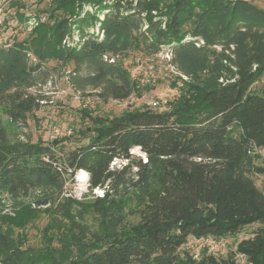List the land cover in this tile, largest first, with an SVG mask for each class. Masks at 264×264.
I'll use <instances>...</instances> for the list:
<instances>
[{
    "label": "trees",
    "instance_id": "1",
    "mask_svg": "<svg viewBox=\"0 0 264 264\" xmlns=\"http://www.w3.org/2000/svg\"><path fill=\"white\" fill-rule=\"evenodd\" d=\"M53 3V27L42 25L19 43L0 41V191L18 197L49 189L43 201L70 220L74 203L63 195L84 171L91 191L107 193L97 212L108 216L116 203L106 207L110 194L122 189L136 199L131 212L139 222L112 211L102 231L75 225L68 239L76 245L63 227L30 247L16 231L34 218L27 211L0 220V264H222L213 255L197 262L180 252L191 238L222 239L247 227L251 235L237 251L249 264H264V183L260 189L251 177L264 174L251 161L264 147V90H252L264 74V8L252 0ZM87 4L96 12L81 18L76 12ZM164 48L188 78L178 77L179 97L168 110L112 118L83 113L93 124L82 131L88 143L69 152L68 139L33 143L15 134L43 100L32 91L54 76L66 77L77 93L92 89L103 101L128 100L137 88L126 54ZM224 70L234 81L220 82ZM54 218L45 230L56 226Z\"/></svg>",
    "mask_w": 264,
    "mask_h": 264
},
{
    "label": "rangeland",
    "instance_id": "2",
    "mask_svg": "<svg viewBox=\"0 0 264 264\" xmlns=\"http://www.w3.org/2000/svg\"><path fill=\"white\" fill-rule=\"evenodd\" d=\"M53 1L0 0V41L8 44L19 43L26 40L35 29L42 25L53 27L55 22L53 23L50 18L58 17ZM252 1L264 8V0ZM95 12L96 9L87 4L79 8L76 14L83 18ZM100 18H104V14H101ZM165 50L153 55L141 51H131L126 54V65L136 82L137 95L124 101H103L92 89H88L85 93L74 92L68 86L66 77L54 76L43 87L32 91L41 95L43 100L37 101L34 113L29 116L26 122L27 126L16 128L15 134L20 140L25 139L33 143H52L68 139L65 152H69L88 143V139L82 135V131L88 127V132H91L93 124L88 117H84L83 113L91 118H112L120 117L126 112L149 109L155 111L168 110L169 107H173L175 100L179 97L178 87H175V85L181 84L178 77L185 80L188 78L177 71L171 62V55L167 53L168 50ZM217 51L221 53L222 50L219 47ZM222 63L224 69L229 66L226 60H223ZM48 65L49 67L55 66L56 63L51 62ZM233 71L236 69L233 68ZM232 76L233 73L224 70L220 82L234 81ZM141 79L147 81L145 85L140 84L139 80ZM252 90L257 93L264 90V74L252 86ZM77 95H80L83 102L76 98ZM155 102L161 103L160 106H155ZM170 104L172 106H169ZM55 128L59 129L60 134H54ZM134 153L136 157L143 156L145 158L139 150H134ZM258 156L252 155L251 161L255 167L262 168L264 167V158ZM251 177L256 185L262 189L264 174H251ZM88 178L81 179L78 173L75 181L66 186L63 198H70L74 203L73 216L70 220L57 213L54 216L52 203L43 201L45 194L50 192L49 189L32 190L27 196L18 197L9 194L7 191H0V220H12L16 219L19 214L27 211L33 212L34 218L20 228H16L17 232L19 231L25 236V243L30 247L42 246L44 233L49 236L58 235L63 232V230H59L63 227L69 230H64L67 236L65 239L73 235L72 232L76 234L75 225L78 224H82L89 232L90 230L102 231L108 225L112 211L122 212L129 223L136 224L139 222L136 212L134 210V213L131 212V209L137 207L136 199L133 195L126 194L122 189L120 192L110 194L111 199L107 201L106 207H110L111 200H114L116 208H111L108 216L97 212V209L103 205L99 199H105L107 193L103 189L91 191ZM63 200L61 199L59 203L65 202ZM53 217H56L54 218V221L57 222L56 226L53 225L50 230H45ZM253 226L256 227L257 225ZM252 230L253 227H247L237 236H228L222 239L209 237L197 240L191 238L180 252L181 256L184 258V255L188 254L194 258V261L200 262L204 257L213 255L218 261H225L223 263L226 264H249L246 258L237 251V246L240 241L250 237ZM88 237L91 235L88 234L87 239ZM68 243L76 245L77 241L68 239ZM54 244L59 245L57 241Z\"/></svg>",
    "mask_w": 264,
    "mask_h": 264
},
{
    "label": "built area",
    "instance_id": "3",
    "mask_svg": "<svg viewBox=\"0 0 264 264\" xmlns=\"http://www.w3.org/2000/svg\"><path fill=\"white\" fill-rule=\"evenodd\" d=\"M139 81L141 82L140 84H142V85H145L146 82H147L145 79H141V80H139ZM76 98H77L78 100H80V102H83V100L80 99V95H77ZM160 104H161V103H159V102H155V103H154L155 106H160ZM54 134H55V135L60 134L59 129L55 128V129H54ZM54 137H55V136H54ZM54 137H52V138H54ZM22 140L26 141L25 139H22ZM254 153H255V154H258V155H260V156H262V157L264 158V147H260V148H259V147H256V148L254 149Z\"/></svg>",
    "mask_w": 264,
    "mask_h": 264
},
{
    "label": "bare ground",
    "instance_id": "4",
    "mask_svg": "<svg viewBox=\"0 0 264 264\" xmlns=\"http://www.w3.org/2000/svg\"><path fill=\"white\" fill-rule=\"evenodd\" d=\"M79 174H80L81 179H87L88 178V174L84 171L79 172Z\"/></svg>",
    "mask_w": 264,
    "mask_h": 264
}]
</instances>
